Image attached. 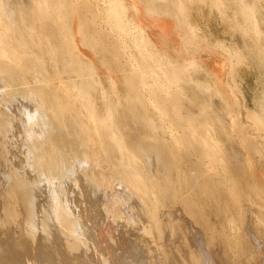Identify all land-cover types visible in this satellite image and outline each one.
<instances>
[{
	"label": "rangeland",
	"instance_id": "374dc122",
	"mask_svg": "<svg viewBox=\"0 0 264 264\" xmlns=\"http://www.w3.org/2000/svg\"><path fill=\"white\" fill-rule=\"evenodd\" d=\"M53 1L0 0V39L7 22L6 41L18 52L14 69L0 64V264H78L76 254H89L92 245L97 256L88 264H128L118 260L124 238L137 243L143 264H264V226H258L264 222V0H125L123 33L110 27L111 0ZM60 17L75 34L80 18L90 42L70 33L74 41L66 43ZM165 22L174 24L169 35ZM139 32L149 40L141 42ZM202 131L218 143L216 162L195 142ZM178 135L192 146H178ZM226 179L239 187L240 200L230 198ZM145 229L152 238L145 239ZM194 234L210 254L204 262L194 252Z\"/></svg>",
	"mask_w": 264,
	"mask_h": 264
},
{
	"label": "bare ground",
	"instance_id": "6f19581e",
	"mask_svg": "<svg viewBox=\"0 0 264 264\" xmlns=\"http://www.w3.org/2000/svg\"><path fill=\"white\" fill-rule=\"evenodd\" d=\"M53 1V0H52ZM61 1H63V0H61ZM68 1V0H67ZM75 1V0H74ZM79 1V0H78ZM78 1H76V2H74V3H78ZM88 1V0H87ZM125 0H111L110 1V3H111V8H109L110 7V4H108L109 5V7H107V8H109L110 9V11H108L107 13H109L110 12V14L113 16H111L112 17V19H111V21H114L113 22V25H109L110 27H112L113 26V29L118 33V32H120V33H123V30L126 28V23L128 22V20H126L127 22H125L124 21V17L122 16L123 14H124V12H126V6H125V2H124ZM138 1V0H137ZM160 1H162V0H160ZM165 1V0H164ZM185 1H187V2H184V3H186L185 5H187V4H189V5H191V3H189V0H185ZM197 1V0H196ZM214 1V0H213ZM218 1V3H219V0H217ZM43 2L45 3H47V2H49V0H43ZM43 2H41V3H43ZM53 2H55V1H53ZM64 2V1H63ZM66 2V1H65ZM83 2H85V0L83 1ZM83 2H80V5L82 4L83 6V8L84 7H88V5L90 6V4H89V2H86V4H88L87 6L83 3ZM90 2H92V1H90ZM108 2V1H107ZM170 2H173V0L171 1L170 0ZM181 3L183 2V0H181L180 1ZM199 2H200V0H199ZM198 2V3H199ZM207 2V1H206ZM214 2H216V1H214ZM222 2V1H221ZM224 2V1H223ZM2 3V2H1ZM40 3V4H41ZM135 3V2H134ZM163 3V2H162ZM166 3V2H165ZM174 3H175V1H174ZM173 3V4H174ZM195 3V2H194ZM205 3V2H204ZM210 4H211V2H209ZM217 3V4H218ZM225 3V2H224ZM37 4H39V3H37ZM48 4V3H47ZM69 4H71V2H69ZM69 4H67L68 6H70ZM131 4V3H130ZM140 4V3H139ZM164 4V3H163ZM173 4H172V6H173ZM221 4V3H220ZM43 5H45V4H43ZM49 5V4H48ZM56 5H58V4H56ZM78 5V4H77ZM127 5V4H126ZM129 5V4H128ZM134 5V4H133ZM164 5H168L167 3L166 4H164ZM184 5V4H183ZM182 4H181V7H184ZM201 5V4H200ZM214 5V4H213ZM41 5H39L38 7L40 8V9H42L41 7H40ZM52 6H53V4H52ZM79 6V5H78ZM147 7H148V5H146ZM195 6V5H194ZM215 6V5H214ZM218 6V5H217ZM216 6V7H217ZM220 6V5H219ZM218 6V7H219ZM64 7H65V5H64ZM63 7V8H64ZM71 9H69V10H67V11H69V13H72L75 17L78 15L77 14V7H76V5L75 4H71ZM70 7H68V8H70ZM128 7V6H127ZM142 7H144V6H142ZM217 7V8H218ZM223 7H225L224 5H223ZM52 8V7H51ZM60 8H62V7H60ZM80 8V7H79ZM81 9L82 11L83 10H85V9ZM149 8V7H148ZM148 8H146V9H148ZM188 8V7H187ZM186 8V9H187ZM196 8V7H195ZM199 8V7H198ZM220 8V7H219ZM45 9H47V8H45ZM57 9V8H56ZM79 9V10H80ZM96 9V8H95ZM128 9V8H127ZM150 9V8H149ZM222 9V8H221ZM224 9V8H223ZM251 9V8H250ZM249 9V10H250ZM60 10V9H59ZM139 10V9H138ZM225 10V9H224ZM62 11H63V9H62ZM86 11H88V9L86 8ZM97 11V10H96ZM95 11V12H96ZM129 11V10H128ZM143 11V10H142ZM222 11V10H221ZM226 11V10H225ZM40 12H41V18H44V17H46V14H45V12H44V8L42 9V10H40ZM145 12V11H144ZM79 13V12H78ZM84 13H85V11H84ZM84 13H83V15H84ZM105 13V12H104ZM103 13V14H104ZM224 13V12H223ZM94 14V13H93ZM128 14H129V12H128ZM152 14V13H151ZM161 14V13H160ZM170 14V13H169ZM254 14V13H253ZM1 15V14H0ZM83 15H79V17H82ZM98 14H96V16H97ZM106 15V14H105ZM127 15V14H126ZM153 16H154V13L152 14ZM162 15V14H161ZM85 17H86V13H85V15H84ZM84 16H83V18H84ZM89 16V15H88ZM93 16V15H92ZM124 16H125V14H124ZM131 16V15H130ZM251 16H253V15H251ZM100 17V16H99ZM105 17V16H104ZM104 17H102V18H104ZM106 17H108V15L106 16ZM127 17V16H126ZM186 17V19L184 20V23H185V25H189V28L188 29H191L192 30V26L188 23V21H187V18H188V14L185 16ZM93 18H94V16H93ZM98 18V17H97ZM129 18V17H128ZM156 18V17H155ZM191 18V17H190ZM257 18V17H256ZM40 19V18H39ZM67 19V18H66ZM66 19H64L63 17H60V19L58 18L57 19V29H58V31H59V33H60V35L63 37V39L65 40V42L66 43H68L69 42V38H73V37H75V35H76V37H75V39L74 40H76L77 39V37H78V33L80 34V36H81V38H80V36H79V39L82 41V42H84V41H88L89 40V42H90V38H89V36L87 35V32L84 30V28H85V24H84V22L83 21H81V19L80 18H78V21H76V23L78 24V26H76V27H78V29L76 28H74V30H76V34L74 33V32H70V30L68 29H66V26L69 24V22H68V20H66ZM90 19V18H89ZM105 19V18H104ZM108 19H110L109 17H108ZM158 19V18H157ZM159 19H160V17H159ZM253 18H251V20H252ZM6 20V19H5ZM70 20H72V21H74V20H77L76 18L75 19H70ZM83 20V19H82ZM95 20V19H94ZM134 20V19H133ZM44 21V20H43ZM46 21V20H45ZM84 21H86V18H85V20ZM96 21H97V19H96ZM101 21V20H100ZM99 21V22H100ZM111 21L109 20V22L111 23ZM135 21H136V19H135ZM259 21V20H258ZM47 22V21H46ZM94 22V21H93ZM102 22V21H101ZM104 22L106 23V21L104 20ZM107 22H108V20H107ZM253 22H254V20H253ZM256 22V21H255ZM41 23H42V21H41ZM48 23V22H47ZM259 23V22H258ZM75 24V23H74ZM76 24V25H77ZM91 24H94V23H92L91 21H90V26H91ZM107 24V23H106ZM130 24V23H129ZM137 24V23H136ZM166 27H168V32H167V35H169L170 34V31H171V28H172V26H174V24L173 23H170V22H168V23H163ZM168 24H170V28H169V25ZM7 25H8V23L6 22H3V24H1V26H3V32L1 33V36L3 37V39L1 40L0 39V64L1 65H5L6 67H10L11 69H14V68H12V66H17V64H18V62H16V56L17 55H15L14 56V52H15V49H14V46L9 42V41H6V38L5 37H8L7 36V34H6V31L8 30L9 31V27H7ZM70 25V24H69ZM68 25V26H69ZM98 25V23H96V25L95 26H97ZM132 25V24H131ZM254 25H255V23H254ZM254 25H253V27H254ZM94 26V25H93ZM108 26V27H109ZM43 27V26H42ZM138 27V26H137ZM141 27V26H140ZM182 27V26H181ZM252 27V28H253ZM90 28V27H89ZM97 28V27H96ZM104 28V27H103ZM107 28V27H106ZM130 28V26L128 27V29ZM7 29V30H6ZM93 29V28H92ZM110 29V28H109ZM108 29V30H109ZM135 29H136V27H134V31H135ZM138 29H139V27H138ZM143 29V28H142ZM196 29V28H195ZM256 28H253L252 30L254 31ZM6 30V31H5ZM98 30V29H97ZM131 30V29H130ZM145 30V29H144ZM257 30V32H258V29H256ZM101 31H103V29L101 30ZM100 31V32H101ZM105 31V30H104ZM103 31V32H104ZM122 31V32H121ZM127 31V30H126ZM132 31V30H131ZM139 31V30H138ZM140 31H141V29H140ZM146 31V30H145ZM195 31V30H194ZM10 32V31H9ZM47 32V31H46ZM98 32V31H97ZM99 32V33H100ZM144 32V31H143ZM260 32V31H259ZM70 33H73L72 35H73V37H71V35H70ZM120 33L118 34V35H120ZM132 33V32H131ZM138 33V32H137ZM139 33H141V32H139ZM148 33V32H147ZM254 33H255V31H254ZM12 34H14L15 35V33L14 32H12ZM12 34H10L9 33V36L11 35L12 36ZM46 34V33H45ZM75 34V35H74ZM105 34V33H104ZM108 34V33H107ZM116 34V33H115ZM125 35H126V32L124 33ZM259 35H260V33H258ZM256 35V33H255V37L257 38V39H259L257 36H259V35ZM47 35V34H46ZM106 35V34H105ZM109 35V34H108ZM129 35H130V33H129ZM129 35H126V36H129ZM135 35V34H134ZM141 36L139 37V39L141 40V42H147V40H149V39H147V37L144 35V34H140ZM149 35V34H148ZM94 36V35H93ZM95 36H96V34H95ZM101 36V35H100ZM111 36V35H110ZM136 36V35H135ZM151 36V35H150ZM113 37V36H112ZM111 37V38H112ZM44 38V37H43ZM114 38V37H113ZM125 38V37H124ZM127 38H129V37H127ZM136 38V37H135ZM10 39V38H9ZM12 39V38H11ZM91 39H92V37H91ZM129 39H131V36H130V38ZM137 39V38H136ZM135 39V40H136ZM152 39V38H151ZM13 40L15 41V39L13 38ZM73 40V41H74ZM79 40V41H80ZM113 40V39H112ZM144 40V41H143ZM157 40H158V38H157ZM161 40V39H160ZM4 41H6V42H4ZM71 41V40H70ZM73 41H71V42H73ZM80 41V42H81ZM106 41V40H105ZM120 41H121V39H120ZM123 41V40H122ZM124 41H125V39H124ZM76 42V41H75ZM75 42L73 43V44H75ZM93 42H98V38H97V36H96V38H93ZM100 42V41H99ZM98 42V43H99ZM110 42V41H109ZM119 42V41H118ZM131 42V41H130ZM134 42H136V41H133V43ZM138 42V41H137ZM86 43V42H85ZM97 43V44H98ZM123 43V42H122ZM132 43V42H131ZM17 43H16V41H15V45H16ZM70 44V43H69ZM68 44V45H69ZM73 44H71L70 46H72ZM77 44H78V41H77ZM82 44V43H81ZM81 44H79V45H81ZM84 44V43H83ZM82 44V46L84 47V45ZM87 44H90V43H87ZM91 44H92V42H91ZM90 44V45H91ZM101 44V43H100ZM100 44H98L99 45V47L96 45V47H98V49L100 48V47H102V46H100ZM137 44V43H136ZM151 43H150V41H149V46L151 47L152 45H150ZM78 45V46H79ZM116 45V44H115ZM129 45V44H128ZM143 45H145V43L143 44ZM17 46V45H16ZM69 46V47H70ZM107 46V45H106ZM113 46H114V44H113ZM134 46V45H133ZM136 46H138V45H136ZM140 46V45H139ZM138 46V47H139ZM148 46V45H147ZM76 47V46H75ZM75 47L73 48V49H75ZM80 48H81V46H79ZM78 47V48H79ZM87 47V46H86ZM116 47H117V45H116ZM127 47V46H126ZM135 47V46H134ZM17 48H18V46H17ZM110 48V47H109ZM144 47H142V49H143ZM152 48V47H151ZM151 48H148V50L149 49H151ZM71 49V48H70ZM73 49H72V51H73ZM82 49H84V48H82ZM93 49H95V46H93ZM103 49V48H102ZM146 49V48H145ZM18 50H19V48H18ZM76 50V49H75ZM87 50V49H86ZM105 49H103V51H104ZM113 49L111 48V51H112ZM147 50V49H146ZM147 50V51H148ZM152 50H153V52L154 51H156V49H153L152 48ZM21 51V50H20ZM19 51V52H20ZM76 51H78V50H76ZM82 51V50H81ZM90 51H92V49L90 50ZM142 51H144V50H142ZM161 51V50H160ZM80 52V51H79ZM86 52V51H85ZM138 52V51H137ZM158 52L159 51H157V55H158ZM81 53V52H80ZM89 53V52H88ZM106 53V52H105ZM139 53V52H138ZM141 53V52H140ZM155 53V52H154ZM15 54H18V52H15ZM108 54V53H107ZM145 54V53H144ZM146 54H147V52H146ZM155 54V55H156ZM82 55V54H81ZM141 55V54H140ZM150 55V54H149ZM89 56H90V54H89ZM148 56V55H147ZM165 56V55H164ZM116 57V56H115ZM133 57V56H132ZM138 57V56H137ZM142 57H145L144 55L142 56ZM142 57H140L141 59H142ZM149 57V56H148ZM158 57V56H157ZM156 57V58H157ZM166 57V56H165ZM130 58V57H129ZM139 58V59H140ZM147 57H145V59H146ZM150 58V57H149ZM160 58V57H159ZM162 58V57H161ZM131 59V58H130ZM136 59H138V58H136ZM163 59L164 58H162V61H163ZM166 59V58H165ZM150 60V59H149ZM161 60V59H160ZM130 61V60H129ZM133 61V60H132ZM136 61H138V60H136ZM141 61V60H140ZM145 60H143L142 59V62H144ZM161 61V62H162ZM165 61V60H164ZM164 61H163V63H164ZM134 62H135V60H134ZM139 62V61H138ZM150 62V61H149ZM157 62H159V60H157ZM167 62V61H166ZM133 63V62H132ZM145 64V63H144ZM12 65V66H11ZM20 65V64H19ZM126 65H128V64H126L125 63V66ZM133 65V64H132ZM146 65V64H145ZM125 66H124V68H125ZM130 66H131V64H130ZM22 67V66H21ZM146 67H147V65H146ZM146 67H144V68H146ZM150 67H152L153 69H155L153 66H150ZM174 67V66H173ZM25 68V67H24ZM126 68H127V66H126ZM137 68V67H136ZM141 68V67H140ZM172 68V67H171ZM19 69H22V68H20L19 67ZM148 69L150 70L151 68H149L148 67ZM148 69H146L147 71H149ZM160 69V68H159ZM175 69H176V67H175ZM128 70V69H127ZM132 70V69H131ZM136 70H138V69H136ZM142 70V69H141ZM144 70V69H143ZM142 70V71H143ZM152 70V69H151ZM156 70V69H155ZM154 70V71H155ZM162 70V69H161ZM161 70H160V72H161ZM170 70V69H169ZM177 70V69H176ZM157 71V70H156ZM163 71V70H162ZM134 72V71H133ZM138 72H139V70H138ZM138 72H137V79H139L138 78ZM151 72H153V71H151ZM174 72H175V70H174ZM127 73H128V71H127ZM131 73V72H130ZM154 73V72H153ZM157 73H158V71H157ZM171 73V72H170ZM178 73V72H177ZM139 74H140V72H139ZM152 74V73H151ZM128 75V74H127ZM133 75V74H132ZM158 75V74H157ZM171 75H172V78L176 75V73H175V75H173L172 73H171ZM136 76V74L134 73V75L131 77V79L133 80L134 79V77ZM141 76H143V75H141ZM145 76V75H144ZM178 76V75H177ZM176 76V77H177ZM130 77V75H128V78ZM140 77V76H139ZM147 77V76H146ZM150 77V76H149ZM156 77H158L159 78V76H156ZM162 77H163V75H162ZM176 77H174V78H176ZM127 77L125 76V81L128 79H126ZM136 78V77H135ZM171 78V77H170ZM170 78H169V80H170ZM171 78V79H172ZM173 78V79H174ZM136 79V80H137ZM168 79V78H167ZM129 80H130V78H129ZM128 80V81H129ZM141 80V79H140ZM143 80V79H142ZM174 80H176V79H174ZM127 81V82H128ZM135 80H133V82H134ZM139 81V80H138ZM144 81V80H143ZM156 81V80H155ZM160 81V80H159ZM164 81V80H163ZM162 81V82H163ZM171 81V80H170ZM126 82V83H127ZM130 82L131 83H133L131 80H130ZM130 82H129V84H130ZM136 83H137V81H135ZM140 82V81H139ZM145 82V81H144ZM172 82V81H171ZM136 83H134V84H136ZM156 83V82H155ZM158 83V82H157ZM159 83H161V82H159ZM128 84V85H129ZM141 84H142V81H141ZM146 84V83H145ZM149 84V83H148ZM152 84V83H151ZM154 84V83H153ZM152 84V85H153ZM162 84V83H161ZM164 84V83H163ZM162 84V85H163ZM167 84H171V83H168V81H167ZM166 83H165V85H167ZM136 85H138V84H136ZM169 85H167L169 88H167V90L168 89H170V86ZM130 86V85H129ZM141 86V85H140ZM142 86H144V84H142ZM150 86V85H149ZM148 86V87H149ZM156 86H158V84H156ZM159 86H160V84H159ZM166 86V87H167ZM180 87H182L181 85H179ZM132 87H133V90H134V86H133V84H132ZM145 87H147V84L145 85ZM43 88H44V86H43ZM137 88V87H136ZM135 88V89H136ZM141 88V87H140ZM143 88V87H142ZM150 88V87H149ZM151 88H152V86H151ZM160 87H158V89H159ZM179 88V87H178ZM145 89V88H144ZM154 89V88H153ZM139 90V89H138ZM151 90V89H150ZM155 90H157V89H155ZM154 90V91H155ZM160 90V89H159ZM161 90H162V87H161ZM160 90V91H161ZM136 91V90H135ZM144 91V90H143ZM147 91V90H146ZM165 91V90H164ZM183 91H184V89H183ZM42 92V94H43V96L45 97V94H44V92L43 91H41ZM156 92V91H155ZM170 92V91H169ZM148 93V92H147ZM152 93V92H151ZM156 93H160V94H162L163 93V91H162V93L161 92H156ZM167 94V93H166ZM170 94H171V92H170ZM174 94V93H173ZM172 94V95H173ZM54 95V94H53ZM155 95V94H154ZM154 95L152 94V96H153V98H154ZM55 96V95H54ZM54 96H53V98H54ZM174 96V95H173ZM160 97V96H159ZM170 97H171V95H170ZM58 98V97H57ZM57 98H54V99H56L57 100ZM155 98H156V96H155ZM54 99H53V101H54ZM156 99H158L159 100V98H156ZM52 100V99H51ZM60 100V99H59ZM55 102V101H54ZM57 102H58V100H57ZM162 101L160 100V103H161ZM157 103V102H156ZM213 103V102H212ZM161 106H163L162 104H160ZM160 105H157L156 104V106H158V107H160ZM217 106V105H216ZM62 107V106H61ZM212 109V108H211ZM160 111H161V114L160 115H165V110H164V107L162 108V107H160ZM167 114V113H166ZM163 115V116H164ZM238 124V123H237ZM190 125H192V124H190ZM189 126V125H188ZM187 126V127H188ZM214 126V125H213ZM262 126V125H261ZM193 127V126H192ZM191 127V128H192ZM236 127V126H235ZM262 127H264V124H263V126ZM194 128V127H193ZM213 128V130L215 131V128L214 127H212ZM195 129V128H194ZM194 129H193V131H194ZM198 129V128H197ZM238 129H240L239 128V125H238V127H237V133H238ZM191 130V129H190ZM190 130H186V131H189V132H191ZM262 130V129H261ZM263 130H264V128H263ZM263 130H262V132H263ZM182 132V131H181ZM180 132V133H181ZM197 132V131H196ZM192 133V132H191ZM200 133V132H199ZM198 133V134H199ZM235 132H233V134H234ZM193 134H195V133H193ZM193 134H191V135H193ZM198 134L196 135L197 137H198ZM206 134V133H205ZM205 134H203V131H202V135H204V137H199L200 139H196V143H198V144H202L203 145V147L205 148V152H206V156L208 157V158H210V159H212L213 160V162H216V157H218L217 155H218V151L219 150H217L218 148V143H217V147L215 146V144H216V142L214 143V141H213V137L214 136H212L211 135V137H212V139L209 137V135L208 136H205ZM215 134V133H214ZM217 134V133H216ZM236 134V133H235ZM234 134V135H235ZM93 135H94V138L97 140V141H100V139L102 138V134H100V131H99V127H95V129H94V132H93ZM181 135V134H180ZM189 135V134H188ZM207 135V134H206ZM237 135V134H236ZM179 136V135H178ZM201 136V135H200ZM218 136V135H217ZM175 137H177V135L175 136ZM174 137V140H175V143L178 145V146H181V147H185V148H187L186 147V144L188 145V143H189V141H185L183 138V136H179L178 138H175ZM183 137V138H182ZM195 137V136H194ZM193 137V138H194ZM196 137V138H197ZM216 138V137H215ZM192 139V138H191ZM186 140H187V138H186ZM192 142V141H191ZM193 144H194V142H192ZM244 143V145H245V143L246 142H243ZM257 144V143H256ZM191 144H189L188 145V147L190 146ZM259 145V144H258ZM192 146V145H191ZM190 146V147H191ZM245 147H246V145H245ZM244 147V148H245ZM255 147H256V145H255ZM201 148H202V146H201ZM217 148V149H216ZM247 149L248 148H246V149H244V150H246L247 151ZM254 149V148H253ZM252 150V149H251ZM258 150H259V148H258ZM246 151H245V153H246ZM249 151V150H248ZM260 151H261V149H260ZM204 152V151H203ZM218 152V153H217ZM249 153V152H248ZM247 153V154H248ZM201 154H203V153H201ZM249 155V154H248ZM248 155L246 156V158L249 160V161H252V160H250V157H248ZM220 156V155H219ZM244 157H245V155H243ZM221 158V157H220ZM219 158V159H220ZM205 159H206V157H205ZM218 159V158H217ZM247 159H244L245 161L247 160ZM252 159L254 160V158L252 157ZM208 162H210L209 160H207ZM219 161H221L222 162V160H219ZM218 162V161H217ZM249 163V162H248ZM251 163V162H250ZM250 165V164H249ZM248 165V167H251V166H249ZM252 165V164H251ZM215 167V166H214ZM220 167H221V165H220ZM216 168V167H215ZM218 168V167H217ZM254 168V167H253ZM252 168V169H253ZM222 169H224V168H222ZM248 169V168H247ZM250 169V168H249ZM214 170H216V169H214ZM220 170H221V168H220ZM251 170V169H250ZM255 170V169H254ZM211 171V170H210ZM222 171H224V170H222ZM217 172V171H216ZM250 172V171H249ZM248 172V173H249ZM252 172H253V170H252ZM212 173V172H211ZM214 173V172H213ZM247 173V174H248ZM255 173V172H254ZM254 173H250L249 174V176L251 175V174H254ZM248 176V175H247ZM253 176V175H252ZM256 177H257V175H255ZM227 177H228V175H227ZM230 178V177H229ZM246 178V177H245ZM249 178V177H248ZM248 178H246V179H248ZM235 179V178H234ZM249 180H251L250 178H249ZM254 180V179H253ZM259 180V179H258ZM257 180V181H258ZM226 181H227V179H226ZM234 180H229V181H227V183L229 184V196H230V198L235 202V201H237L238 199H239V197H240V195H242L241 193H240V191H239V187H237L236 185H235V183L233 182ZM240 181V180H239ZM242 181V180H241ZM240 181V182H241ZM252 181V180H251ZM255 182H256V180H254ZM237 182H238V180H237ZM242 182H244V181H242ZM261 182V181H260ZM260 182H259V185L260 186H262L261 184H260ZM176 183V182H175ZM247 183H249V182H247ZM257 183V182H256ZM255 183V184H256ZM245 184V183H244ZM254 184V183H253ZM252 184V185H253ZM251 185V182H250V185H249V187L250 186H252ZM174 186V185H173ZM247 186H248V184H247ZM254 186H257V184L256 185H254ZM254 186H253V188H254ZM178 187V186H177ZM246 187V186H245ZM172 188H175V187H172ZM180 188V187H179ZM179 188H178V190H179ZM242 188V187H241ZM240 188V189H241ZM253 188H251V189H253ZM258 188V187H257ZM261 188V187H260ZM158 189V188H157ZM167 189V188H166ZM259 189V188H258ZM262 189V188H261ZM260 189V190H261ZM174 190H176V188L174 189ZM247 190H248V188H247ZM254 190V192H255V188L253 189ZM260 190H258L259 192H260ZM263 190H264V187H263ZM244 191V190H243ZM258 191H256L257 193H255L257 196H258ZM166 192V191H165ZM180 192V191H179ZM247 192V191H246ZM164 193V192H163ZM174 193V192H173ZM243 193V192H242ZM248 193L249 192H247L246 194L248 195ZM261 193V192H260ZM260 193H259V196H258V198L259 199H262V198H260V196L262 195H260ZM262 193H264V191L262 192ZM85 194V193H84ZM175 194H177V190L175 191ZM175 194H174V196H175ZM179 194V193H178ZM177 194V195H178ZM240 194V195H239ZM243 194H245V193H243ZM104 195V194H103ZM155 195H156V193H155ZM157 195H158V193H157ZM166 195V194H165ZM246 196V195H245ZM252 196V195H251ZM154 197V196H153ZM263 197V196H262ZM162 198V197H161ZM258 198L256 197V199L258 200ZM90 199V198H89ZM241 199V198H240ZM239 199V200H240ZM85 200V199H84ZM132 201L134 200L133 198L131 199ZM156 200V199H155ZM162 200V199H161ZM231 200V201H232ZM264 200V199H263ZM165 201V200H164ZM179 201V200H178ZM228 201H230V200H228ZM242 201V200H241ZM250 201H251V199H250ZM243 202V201H242ZM241 202V204H243ZM252 202V201H251ZM264 202V201H263ZM133 203L135 204V200L133 201ZM152 203H158V201L156 200V202H152ZM227 203H229V202H227ZM233 203V202H232ZM253 203V202H252ZM255 203V202H254ZM253 203V204H254ZM229 204H231V202L229 203ZM237 203H235L234 205H235V207L237 206L236 205ZM260 204H261V202H260ZM225 205H227L226 203H225ZM234 205L230 208L231 210H234L233 209V207H234ZM238 205H240V203L238 204ZM248 205V204H247ZM251 205V204H250ZM86 206V205H85ZM246 206V205H245ZM260 206H262V205H260ZM234 207V208H235ZM240 207V206H239ZM253 207V206H252ZM263 208H264V206H262ZM261 207V208H262ZM237 208H238V206H237ZM236 208V209H237ZM250 208V207H249ZM248 208V209H249ZM258 208V207H257ZM260 208V209H261ZM263 208H262V210L260 211L259 209H258V212L260 211V212H264V210H263ZM90 209H92V210H89V212L90 211H92L91 213H93L94 211H95V208H94V206L93 207H91V205H90ZM136 209V208H135ZM236 209H235V211H236ZM239 209V208H238ZM241 209H243L242 207H241ZM227 210V209H226ZM257 210V209H256ZM151 211V210H150ZM235 211L232 213L234 216H235ZM239 211H241V210H239ZM246 211V210H245ZM245 211L243 212V216L242 215H240L241 217H243V218H240V221L241 220H243L242 222H245L244 221V219L246 220V217L244 216V213H245ZM128 213H129V211H127ZM250 212V211H249ZM259 212V213H260ZM152 213V212H151ZM254 213H255V211H254ZM257 213V212H256ZM246 214V213H245ZM258 214V213H257ZM94 215V214H93ZM92 215V216H93ZM98 216H99V214H98ZM147 216V215H146ZM229 216V215H228ZM239 216V217H240ZM247 216V215H246ZM259 216L260 217H257L258 219H256V220H259V219H261V214H259ZM165 217H166V215H165ZM245 217V218H244ZM234 218V217H233ZM255 218H256V216H255ZM106 219V218H105ZM239 219V218H238ZM100 220H101V217H100ZM235 220H237V219H235ZM261 220H263V217H262V219ZM260 220V221H261ZM159 221V219L157 218V222ZM229 221H230V219H229ZM228 221V222H229ZM240 221H239V223H240ZM259 221V222H260ZM156 222V220L154 219V223H155V229H156V231H158L159 232V229H158V227H159V225H160V222H161V220L159 221V225H158V223ZM231 223H233L232 221H230ZM234 222H237V221H234ZM241 222V224H243ZM263 222V221H262ZM95 223H98V222H95ZM231 223H229V224H231ZM246 223V222H245ZM144 224V223H143ZM162 224V223H161ZM165 224V223H164ZM191 224V223H190ZM93 225H94V221H93ZM236 225H237V223H236ZM247 225H248V223H247ZM261 225H263L264 226V222H263V224L262 223H260V225H258V226H261ZM163 226V225H162ZM190 226V225H189ZM232 226L233 225H231L230 226V228L232 229ZM238 226H241V225H237V227ZM245 226V225H244ZM98 227H99V225H98ZM97 227V228H98ZM104 227V226H103ZM111 227V226H110ZM192 227V226H191ZM194 227V226H193ZM105 228V227H104ZM116 228V227H115ZM121 228V227H120ZM166 228H168V227H166ZM242 228V227H241ZM254 228H255V226H254ZM110 229V228H109ZM122 229V228H121ZM165 229V228H164ZM233 229H234V231L235 230H237V229H235L234 227H233ZM239 229V228H238ZM247 229V228H246ZM257 229V228H256ZM89 230V229H88ZM100 230L101 231H103L102 230V228H101V226H100ZM124 230V229H123ZM143 230V229H142ZM101 231H100V233H101ZM234 231H231V232H234ZM239 231V230H238ZM254 231V230H253ZM264 231V230H263ZM99 232V231H98ZM236 232V231H235ZM240 232V231H239ZM257 232L259 233V231L257 230ZM151 233L152 232H150V231H148L147 229H145V231H144V233L142 232V234H143V236L145 237V239H149V238H152V236H149V235H151ZM193 233V232H192ZM252 233V232H251ZM92 233H90L89 235H91ZM142 234H140L139 236H136V235H134V234H132L131 233V231H129V236L131 237V236H136L137 238H144L143 236L141 237V235ZM233 234H235V233H233ZM237 234V233H236ZM239 234V233H238ZM245 234V233H244ZM122 235V234H121ZM157 235V234H156ZM168 235V234H167ZM240 235V234H239ZM258 235H260V234H258ZM103 236V235H102ZM118 236V235H117ZM146 236H149V237H147L146 238ZM154 236V235H153ZM197 236V234H194V235H192V239L194 240V243H196L194 246H195V248H196V250L194 251L196 254H197V258H198V253H199V256L201 257L200 259H202V261L204 262V261H206L207 260V257H208V255L210 256V254H207V252L203 249L204 248V243H203V241H201V238H199V239H197V238H195ZM236 236V235H235ZM241 236V235H240ZM97 237V236H96ZM157 237V236H156ZM164 237V236H163ZM87 238V237H86ZM91 238H92V236H91ZM105 238V237H104ZM247 238V237H246ZM90 239V238H89ZM205 239V238H204ZM86 240V239H85ZM121 240V239H120ZM235 240V239H234ZM240 240V239H239ZM87 241V240H86ZM91 241V240H90ZM154 241V240H153ZM159 241V240H158ZM161 241V240H160ZM238 241V240H237ZM241 241V240H240ZM124 244H123V246H122V248L120 249L121 251H122V253L120 254L119 253V256L118 255H116L117 256V258H118V260H120L121 259V262L122 261H126V262H128V264L130 263V264H143L142 262H145V261H143L142 260V258H141V256H140V250H138V249H140L139 247H138V245H136L137 243H135V241H133V240H131V239H125L124 238ZM204 242H206V241H204ZM88 243V242H87ZM90 243V242H89ZM88 243V244H89ZM94 243H95V241H94ZM143 243L145 244V242L143 241ZM190 244V243H189ZM120 246H121V244H119ZM152 245V244H151ZM158 245H159V243H158ZM205 245H207V244H205ZM239 245V244H238ZM90 246V245H89ZM88 246V247H89ZM113 246V245H112ZM102 247V246H101ZM209 247V246H208ZM234 247V246H233ZM195 248H193V249H195ZM207 248V247H206ZM235 248V247H234ZM67 249V248H66ZM90 249H91V247H90ZM146 249V248H145ZM82 250V249H81ZM92 251V252H91ZM121 251H119V252H121ZM154 251V250H153ZM159 251V250H158ZM198 253H197V252ZM89 252V251H88ZM76 253H78V252H76ZM91 253V254H90ZM90 253L89 254H87L86 253V251H79V255L78 254H76V256H75V261L78 263V264H88V263H90L89 261L90 260H96V256H97V253H96V251H95V249H94V247H93V245H92V250H90ZM149 253V252H148ZM88 255H90L91 257H89ZM142 255V254H141ZM213 255V254H212ZM115 256V255H114ZM114 256H113V258H114ZM110 258V257H109ZM146 258V257H145ZM154 258V257H153ZM165 259V258H164ZM88 260V261H87ZM114 260V259H113ZM115 260H116V258H115ZM117 260V261H118ZM197 260H199V258L197 259ZM201 260H199L198 262H200ZM250 261V260H249ZM93 262V261H92ZM97 262V261H96ZM111 262V261H110ZM113 262L114 261H112V264H113ZM116 262V261H115ZM114 262V263H115ZM119 262V261H118ZM255 262V261H254ZM117 263V262H116ZM122 263H124V262H122ZM121 263V264H122ZM163 263V262H162ZM209 263V262H208ZM250 263V262H249ZM118 264V263H117ZM119 264H120V262H119ZM199 264V263H198Z\"/></svg>",
	"mask_w": 264,
	"mask_h": 264
}]
</instances>
